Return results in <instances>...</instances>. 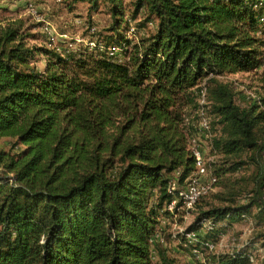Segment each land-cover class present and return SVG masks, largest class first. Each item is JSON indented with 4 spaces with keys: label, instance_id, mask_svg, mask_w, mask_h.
<instances>
[{
    "label": "trees",
    "instance_id": "obj_1",
    "mask_svg": "<svg viewBox=\"0 0 264 264\" xmlns=\"http://www.w3.org/2000/svg\"><path fill=\"white\" fill-rule=\"evenodd\" d=\"M125 1L65 0L68 9L106 6L110 25L92 48L29 45L21 19L0 24V140L18 147L0 146V264H174L152 238L174 196L169 181L181 184L194 170L185 114L198 107L202 82L218 127L211 144L229 163L213 173L246 167L250 186L241 204L240 186L220 193L232 204L199 208L186 230L211 219L200 244L248 215L264 232V97L240 105L218 80L261 66L259 0ZM140 14L135 26L150 22L154 31L132 42L127 32ZM247 250L219 262L250 264Z\"/></svg>",
    "mask_w": 264,
    "mask_h": 264
},
{
    "label": "rangeland",
    "instance_id": "obj_2",
    "mask_svg": "<svg viewBox=\"0 0 264 264\" xmlns=\"http://www.w3.org/2000/svg\"><path fill=\"white\" fill-rule=\"evenodd\" d=\"M128 1L129 0H126L125 3H128ZM28 3L33 4L38 14L51 23L55 30L56 44L61 49L65 47L64 45H66L68 41L74 42L75 39L83 40L82 42L76 43V47L85 45L89 40H95L98 33L104 34L106 32L111 21L107 8L104 5H100L96 10L92 11L88 4L84 2L76 3L75 6L68 9L65 0H0V24L2 25L8 21L21 19L23 21V29L27 33L33 34V38L31 37L28 39L29 45L46 46L47 43L46 36L41 31L40 23L37 22L27 10ZM128 10L130 11V6H128ZM141 20L142 17L140 14L136 20L131 22L132 26L140 23ZM78 21H80V23H78ZM91 27H94L93 32L90 30ZM135 31V35H130L132 42L138 41L140 37L148 36L154 31V25L148 22L141 28L136 27ZM44 64L45 60L43 56H37L34 65L42 70ZM218 80L232 86L233 91L236 92V102L240 105L247 104L250 98L259 96L264 97V65L250 72H236L218 76ZM201 85L205 86V82H202L200 86ZM186 111L185 121L191 124L196 131L195 126H197L198 119L195 110L187 109ZM206 115L209 121H211V116L207 111ZM217 128L218 127H216L215 130L211 129L212 136L217 132ZM194 136L196 138L197 148L210 166L211 171L214 172V170L221 167L222 164L229 166V163H223L224 158L213 149L211 144L212 137H205L203 132H194ZM0 146L5 149H13V140L10 138H2L0 140ZM17 149L18 147L15 146L12 151H16ZM248 172V168L241 167L233 173H227L223 177L217 176V174L214 173L217 177L215 186L211 191L199 199L193 210L188 213H178L176 217H168L162 226V247L165 248L166 254L174 259V264H186L189 259V253L180 247L181 242L178 237L179 229H186L193 222L199 208L206 209L207 207L232 204L227 200L218 199V195L228 192L231 186H240L241 189H243L235 195L234 204L245 203V194L250 186L244 181L246 180L245 178ZM245 227L246 222L239 220L232 225L228 234L239 238ZM260 235L264 236V232L259 231L254 222V229L252 234L248 237L253 243L255 241L264 243V238H262V240L258 238ZM252 264H264V257Z\"/></svg>",
    "mask_w": 264,
    "mask_h": 264
},
{
    "label": "built area",
    "instance_id": "obj_3",
    "mask_svg": "<svg viewBox=\"0 0 264 264\" xmlns=\"http://www.w3.org/2000/svg\"><path fill=\"white\" fill-rule=\"evenodd\" d=\"M256 7L261 8L262 10L258 17V22L260 25H264V0H259ZM27 10L31 16H33V18L40 23L41 31L46 36L47 46L53 48L55 51L62 52V49L56 44L55 30L51 23L38 14L33 4L28 3ZM78 23H80V21H78ZM90 30L93 32L94 27H91ZM135 33V28L131 25L127 32V36L130 37V35H135ZM82 41V39H75L74 42L68 41L66 45H64V49L68 51L70 48H76L75 44ZM95 43V40H89L85 45L92 48L95 46ZM107 50L110 55H119L120 51L117 46H110ZM261 65H264V56ZM197 103L198 107L196 108L195 113L197 115L198 123L197 126H195V133L203 132L205 137L210 138L212 137V132L210 121L206 115L205 105L207 104V101L206 87L204 85H201L198 88ZM190 147L194 155V170L181 184L177 180V176L169 181L167 191L174 196L165 206L168 215L161 217L159 229L153 236L152 242H163L162 226L168 217H176L178 213H188L193 210L199 199L211 191L217 182L216 175L210 170V166L204 160L201 152L197 148L196 138L194 135L190 139ZM177 174L178 173H176V175ZM241 220L246 222V227L239 238L228 234V231L232 228L231 226L226 231L219 232L216 240L206 239L203 242L201 241L200 244H198V235H202L214 227L211 219H201L200 227L195 231L179 229L178 233L183 235L187 243L191 245L188 259L189 263L220 264L219 256L221 254H234L245 247H248L246 255L250 264L254 263L258 259H262L264 257V245L253 243L248 237L252 234L254 229V222L252 218L248 215H242Z\"/></svg>",
    "mask_w": 264,
    "mask_h": 264
},
{
    "label": "crops",
    "instance_id": "obj_4",
    "mask_svg": "<svg viewBox=\"0 0 264 264\" xmlns=\"http://www.w3.org/2000/svg\"><path fill=\"white\" fill-rule=\"evenodd\" d=\"M254 243L259 244V245H264L263 243H259L258 241H255Z\"/></svg>",
    "mask_w": 264,
    "mask_h": 264
}]
</instances>
